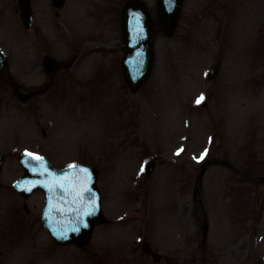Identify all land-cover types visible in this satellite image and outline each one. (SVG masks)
I'll return each mask as SVG.
<instances>
[{"label": "rangeland", "instance_id": "rangeland-1", "mask_svg": "<svg viewBox=\"0 0 264 264\" xmlns=\"http://www.w3.org/2000/svg\"><path fill=\"white\" fill-rule=\"evenodd\" d=\"M4 1L9 3L0 0ZM75 1L83 11L74 17L81 16V25L87 27L82 29L84 45L80 50L95 46L88 43L101 23L109 25L100 31L104 33L101 41L110 48L120 46L119 11L126 0H111L112 12L105 14L103 10L107 17L99 24L83 15L99 4L106 6L107 0ZM143 1L154 14L155 0ZM42 4L44 0L40 9ZM242 4L243 0H184L174 36L157 35L152 77L135 94L127 90L120 75L121 54L117 50L77 60L66 72L70 75L57 77L46 96L29 103L17 101L8 91L0 93V134L8 130L11 135L5 143L0 139L7 148L9 181L22 175L15 160L21 151L44 155L60 165L81 162L100 170L103 210L111 225L100 227L93 237L102 239L107 249L110 241L111 254H97L88 247L79 254L70 247L62 262L91 264L82 260L87 258L100 264L105 257L108 262L111 259L110 264H122L121 244L132 242L134 252L126 264H154L140 252L145 239L162 255L158 264H264V184L260 181L264 177V4L258 5L251 40L239 47L236 32L241 37L244 27H248L246 34L251 32L252 10L256 8L251 1L247 7L252 10L240 13L238 27L235 16ZM6 15L11 19L8 10ZM39 21L42 33L48 23L52 24L42 17ZM9 26L3 34L0 28V41L14 49L9 70L25 89L37 91L47 84L41 71L44 53L65 63L74 57L67 48L66 52L62 48L49 51L41 41L42 49L33 48L29 31L20 23L17 28L21 32L16 25ZM242 50L251 55L246 56L251 62L254 58L252 65L240 59ZM218 60L220 74L208 81L206 70ZM201 100L206 107L199 105ZM42 128L45 137L39 131ZM135 137L145 142L142 150L130 146H134ZM176 147L184 149L181 155L174 156ZM162 151L174 165L157 157ZM153 157L157 165L147 178L143 166ZM204 160L208 170L200 178L198 170ZM175 167L182 171L175 172ZM175 177L180 178V190L174 186ZM166 181L172 191L167 214L156 206L151 210L156 219H151L147 210L145 219L143 211L151 202V188H158L160 199L167 189ZM13 197L0 192V210H17L11 202ZM204 199L210 202V210L204 211ZM42 203L41 194L25 202L30 210L33 206L40 210ZM154 203L161 205L156 198ZM37 212L31 220L37 219ZM204 220L207 248L201 243ZM43 243L44 239L34 237L28 238V243H18L14 264H43L44 251H50L49 247L42 249ZM37 244L41 246L38 254L33 247ZM77 254L85 256L79 258ZM50 261L56 264L54 256Z\"/></svg>", "mask_w": 264, "mask_h": 264}, {"label": "water", "instance_id": "water-1", "mask_svg": "<svg viewBox=\"0 0 264 264\" xmlns=\"http://www.w3.org/2000/svg\"><path fill=\"white\" fill-rule=\"evenodd\" d=\"M159 3V23L158 28L162 29L166 34L170 35L176 25V21L179 14V8L181 6V0H158ZM135 9L134 5H128L123 11V32L127 33V37L129 41L127 42L130 46L129 51L127 49V53L124 54L122 63L124 68V72L128 77V80L131 81V86L136 87L137 84L141 83L144 79L149 75L151 68V62L153 58L152 52V42L153 41V28L152 25L146 23L140 24L141 30L137 28V32L129 33L128 24L124 21L126 20V16L130 13L131 10ZM137 13L141 16L144 15V12L141 9H136ZM126 43V44H127ZM129 63H133L134 65H130ZM142 63L143 66L140 68L136 65ZM128 65V66H127ZM84 234V232H82ZM80 237H76V234H73V238L71 241H78L77 239Z\"/></svg>", "mask_w": 264, "mask_h": 264}, {"label": "snow or ice", "instance_id": "snow-or-ice-1", "mask_svg": "<svg viewBox=\"0 0 264 264\" xmlns=\"http://www.w3.org/2000/svg\"><path fill=\"white\" fill-rule=\"evenodd\" d=\"M169 2H170V0H169ZM30 155V154H29ZM86 226V225H85ZM74 231H75V229H74ZM58 238H60V237H58ZM63 238H67V237H63Z\"/></svg>", "mask_w": 264, "mask_h": 264}]
</instances>
